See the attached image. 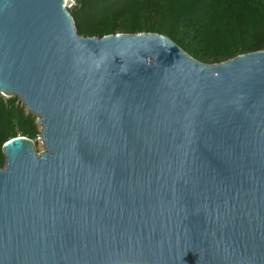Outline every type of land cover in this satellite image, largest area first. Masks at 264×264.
Returning a JSON list of instances; mask_svg holds the SVG:
<instances>
[{"label":"water","instance_id":"obj_1","mask_svg":"<svg viewBox=\"0 0 264 264\" xmlns=\"http://www.w3.org/2000/svg\"><path fill=\"white\" fill-rule=\"evenodd\" d=\"M0 0V264H264V49L202 62L158 32L81 35Z\"/></svg>","mask_w":264,"mask_h":264},{"label":"trees","instance_id":"obj_2","mask_svg":"<svg viewBox=\"0 0 264 264\" xmlns=\"http://www.w3.org/2000/svg\"><path fill=\"white\" fill-rule=\"evenodd\" d=\"M69 13L91 14L97 27L81 35L102 36L115 32H158L166 35L193 58L218 62L236 54L264 49V0H78ZM78 17V16H77ZM75 22V21H74ZM75 25V23H74ZM76 27V26H75ZM216 38L225 49L206 52ZM39 134L34 116L16 96L0 94V147L8 138ZM4 157L0 148V167Z\"/></svg>","mask_w":264,"mask_h":264},{"label":"rangeland","instance_id":"obj_3","mask_svg":"<svg viewBox=\"0 0 264 264\" xmlns=\"http://www.w3.org/2000/svg\"><path fill=\"white\" fill-rule=\"evenodd\" d=\"M79 6H80V4H79L78 0H74V4L69 9V11L76 9ZM77 14L78 13H75V11H74L72 13V16H73L74 21H75V22L73 21L75 23L74 26H76L75 28L78 32H81V30H84L87 27H97L98 22L96 21V18L93 17L91 14H86V16L85 15L81 16V15H77ZM214 42H215L214 44L209 45L208 47L206 45V47H205L206 52H222V51H224L225 47L221 42H219L218 38H216V40ZM207 63H209V62H207ZM20 103L24 106V104L22 102H20ZM24 109H25V111L30 112L25 106H24ZM31 114L34 116V118L36 117L35 114H33V113H31ZM37 127L39 130L38 125H37ZM36 141H37V143H36V145H34V148L36 151H39L42 149V143L39 141V139H37V137H36Z\"/></svg>","mask_w":264,"mask_h":264},{"label":"built area","instance_id":"obj_4","mask_svg":"<svg viewBox=\"0 0 264 264\" xmlns=\"http://www.w3.org/2000/svg\"><path fill=\"white\" fill-rule=\"evenodd\" d=\"M74 4V0H64V7L69 11V9L72 7Z\"/></svg>","mask_w":264,"mask_h":264}]
</instances>
